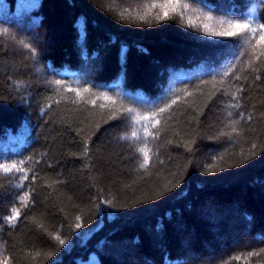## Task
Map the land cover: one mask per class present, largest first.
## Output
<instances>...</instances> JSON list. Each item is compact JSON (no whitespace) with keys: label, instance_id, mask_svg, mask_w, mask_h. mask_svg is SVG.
Instances as JSON below:
<instances>
[{"label":"trees","instance_id":"trees-1","mask_svg":"<svg viewBox=\"0 0 264 264\" xmlns=\"http://www.w3.org/2000/svg\"><path fill=\"white\" fill-rule=\"evenodd\" d=\"M165 2L0 0V264H264V0Z\"/></svg>","mask_w":264,"mask_h":264},{"label":"snow or ice","instance_id":"snow-or-ice-1","mask_svg":"<svg viewBox=\"0 0 264 264\" xmlns=\"http://www.w3.org/2000/svg\"><path fill=\"white\" fill-rule=\"evenodd\" d=\"M183 7L185 9L188 8V4H184ZM155 8H160L162 9V15L158 14V19L160 20H165V19H169L170 18V13L172 14H177L180 16H183L184 13L181 11V4H180V0H166L165 3H152L151 6H145V12L143 15H140L139 13H136L137 17L139 20L144 21L147 19L148 15L152 14V10ZM121 16H125L126 14H128V10H125L123 12L120 13ZM252 14L249 13V17ZM209 19H211V17H209ZM195 21L192 19L188 20V24L189 26H193L195 25ZM221 24H227L229 29H233L232 31H223V32H211L212 35H217V36H239L241 39H246L248 35H256L258 32V29L255 27H252L249 18H245V22L241 23L239 21H232V20H227V21H220ZM204 28L206 30H208V25L204 24L203 25ZM259 41L261 43H264V23H261L259 25ZM258 58V57H257ZM57 84H61V81H56ZM73 91H75L77 93V95H80V92L78 89H72ZM89 89H84V92H89ZM102 98L104 100H111L110 97H108L107 95H103ZM113 103H115V101H112ZM92 103H95V101H92ZM172 103H176L175 100L172 101ZM234 106H238V105H234ZM170 107V106H169ZM166 109L165 108H161L160 112H164ZM128 113H132L135 110L134 109H126L125 110ZM231 113H229L230 115ZM157 115V113H153V116ZM250 118V117H249ZM141 119L143 120H147V117H141ZM139 122V121H137ZM156 124H159V121H156ZM233 131H235V129H233ZM132 137H136L137 133L135 131H133L131 133ZM140 152L143 153L144 157H145V164L142 166H146L148 163V152L145 149H139ZM21 164H23L24 162L21 161ZM0 170H2L4 173H11L13 171H17V172H23L24 169L22 167H17L16 164H12L11 166H8L6 164H2L0 163ZM24 179H27V176L24 177ZM21 187H23V185H21ZM23 199H27V197H24ZM14 214L9 216L7 219L9 222L11 221H15L19 216H20V210L19 209H14L13 210ZM77 227H79V225H77ZM61 243H63V241H61ZM237 259H239V257H237ZM6 264V261H5Z\"/></svg>","mask_w":264,"mask_h":264},{"label":"rangeland","instance_id":"rangeland-1","mask_svg":"<svg viewBox=\"0 0 264 264\" xmlns=\"http://www.w3.org/2000/svg\"><path fill=\"white\" fill-rule=\"evenodd\" d=\"M157 186H161V185H157ZM201 211L202 210H204V208H202V209H200ZM229 209H226V211H228ZM235 211V210H234ZM233 210L231 211V214L233 215H235L237 212L235 211L234 212ZM215 214V213H214ZM230 214V213H229ZM220 214H218V217H220L219 216ZM238 214H236V217H238L237 216ZM178 226L179 225H181L180 226V232H182V235L180 236V238H181V242H183V244H186V245H191V242H192V235H190V232H188L187 230H186V228L184 227V226H182V224H177ZM237 230H238V228H237ZM165 231H164V229L161 231V233H154L153 231H152V229L151 228H148V233L150 234V236H151V239L152 240H155L156 242H157V245L159 246H161L162 247V245L165 243V236L164 235H162L163 233H164ZM235 236H236V234H235ZM135 248H140V245L139 244H135V245H132L130 248H128V249H125L124 247L123 248H121L120 246H115V251L116 252H118V254H119V256H122L121 254H125L126 256H129V257H131L130 255L132 254V252L131 251H133L132 249H135ZM122 258V257H121ZM132 258V257H131ZM121 261V260H120Z\"/></svg>","mask_w":264,"mask_h":264}]
</instances>
